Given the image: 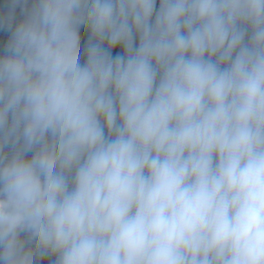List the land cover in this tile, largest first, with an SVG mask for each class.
I'll use <instances>...</instances> for the list:
<instances>
[{"label":"clouds","instance_id":"9594fccd","mask_svg":"<svg viewBox=\"0 0 264 264\" xmlns=\"http://www.w3.org/2000/svg\"><path fill=\"white\" fill-rule=\"evenodd\" d=\"M0 264H264V0H2Z\"/></svg>","mask_w":264,"mask_h":264},{"label":"trees","instance_id":"16d2710c","mask_svg":"<svg viewBox=\"0 0 264 264\" xmlns=\"http://www.w3.org/2000/svg\"><path fill=\"white\" fill-rule=\"evenodd\" d=\"M0 2H2V0H0ZM157 6H158V0H157Z\"/></svg>","mask_w":264,"mask_h":264}]
</instances>
